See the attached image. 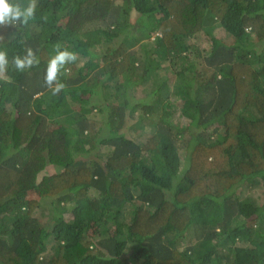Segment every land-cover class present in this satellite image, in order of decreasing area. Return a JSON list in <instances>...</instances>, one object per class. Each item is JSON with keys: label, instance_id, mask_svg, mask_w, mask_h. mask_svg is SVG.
Wrapping results in <instances>:
<instances>
[{"label": "trees", "instance_id": "1", "mask_svg": "<svg viewBox=\"0 0 264 264\" xmlns=\"http://www.w3.org/2000/svg\"><path fill=\"white\" fill-rule=\"evenodd\" d=\"M37 5L0 26V264H264V0Z\"/></svg>", "mask_w": 264, "mask_h": 264}, {"label": "clouds", "instance_id": "2", "mask_svg": "<svg viewBox=\"0 0 264 264\" xmlns=\"http://www.w3.org/2000/svg\"><path fill=\"white\" fill-rule=\"evenodd\" d=\"M37 0H29L26 6L19 3H12L11 0H0V26H23L27 25L29 20L35 16L37 9ZM78 54L67 49L61 50L56 47L55 54L47 62V68L44 75V84L53 95L58 94L65 88L61 82L62 75L70 74L71 69L66 65L75 63ZM12 66L18 72H24L37 67L40 63L36 52L31 48L25 50L24 55H17L12 58ZM9 68V59L6 50L0 49V77H3Z\"/></svg>", "mask_w": 264, "mask_h": 264}, {"label": "rangeland", "instance_id": "3", "mask_svg": "<svg viewBox=\"0 0 264 264\" xmlns=\"http://www.w3.org/2000/svg\"><path fill=\"white\" fill-rule=\"evenodd\" d=\"M144 41L147 42L148 40L143 39L141 42L144 43ZM193 41L198 45V48H199L200 51H202V49L204 48V46L207 45V41H204L201 37H193ZM141 42H137L136 43V46H138ZM153 82L155 83V80L151 81V83H153ZM155 84H157V83H155ZM148 88L149 87H142V86H140L137 89L136 93H135L136 94L135 95L136 99H146V100H150V98L152 97V94L147 91ZM174 107H176V106H174ZM174 107H170V110L172 111L173 109H175ZM171 117L173 118V120L175 121V123L181 124V125H183V124L186 125L185 124L186 123L185 122L186 121V115L181 114L180 110H176L171 115ZM136 135H137V137L140 136L139 134H136ZM49 200H51V199L49 198Z\"/></svg>", "mask_w": 264, "mask_h": 264}]
</instances>
